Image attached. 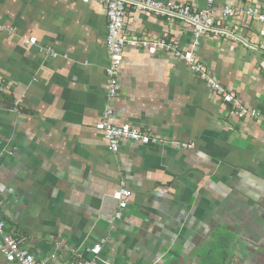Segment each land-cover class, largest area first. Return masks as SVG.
<instances>
[{
  "label": "crops",
  "instance_id": "crops-1",
  "mask_svg": "<svg viewBox=\"0 0 264 264\" xmlns=\"http://www.w3.org/2000/svg\"><path fill=\"white\" fill-rule=\"evenodd\" d=\"M230 20L236 39H197L179 19L127 12L130 36L195 46L198 60L255 113L235 115L168 51L126 48L113 121L159 141L123 140L113 152L96 128L109 101L105 7L0 0V214L24 249L47 264H77L105 240L97 264H264L261 24L244 14ZM119 188L132 192L123 209ZM0 264L18 263L0 254Z\"/></svg>",
  "mask_w": 264,
  "mask_h": 264
},
{
  "label": "built area",
  "instance_id": "built-area-1",
  "mask_svg": "<svg viewBox=\"0 0 264 264\" xmlns=\"http://www.w3.org/2000/svg\"><path fill=\"white\" fill-rule=\"evenodd\" d=\"M84 3L96 1L102 4L106 9L108 18L107 49L109 53L108 75V105L104 109L100 121L96 128L103 132L111 151L117 152L120 143L123 140L139 144H150L159 141V137L151 130L132 126L130 124H116L114 119V100L119 93V78L123 61V53L126 48H144L150 54H156L158 50H166L179 60L189 65L192 73L205 81L209 88L215 92L219 99L232 105L233 112L237 116H246L254 114V110H249L237 97L233 95L211 71L196 57L192 46L190 49H181L172 42L163 39L150 40L149 38L132 37L126 31V16L130 9L136 11H146L157 16H163L166 20L172 22L179 19L192 27L195 37L200 39L206 36L215 38L236 39L232 29L235 24L231 22L232 17L244 14L250 21H256L261 24L259 34L262 37L261 48L264 49V5H254L247 8H232L224 5L219 9L216 7V0H208V6L205 9L199 8L193 3H178L173 1L161 0H81ZM28 44H36V38H30ZM53 57L56 53L47 49ZM2 89V88H0ZM174 145L180 148L192 149L194 143L174 142ZM132 192L126 188H119L115 191L114 197L118 201L121 209L127 206L126 198L131 196ZM117 218H120L121 212H117ZM102 240L88 249L92 254L90 258H84L77 264H97L98 255L102 250ZM21 240L7 231L6 223L0 214V254L7 260L18 264H47L45 259H38L33 253L21 246Z\"/></svg>",
  "mask_w": 264,
  "mask_h": 264
}]
</instances>
